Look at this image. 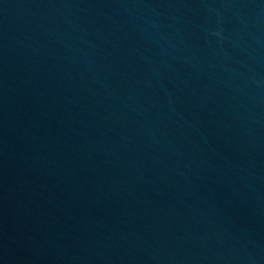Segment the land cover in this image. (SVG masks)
Returning a JSON list of instances; mask_svg holds the SVG:
<instances>
[{
  "label": "water",
  "instance_id": "obj_1",
  "mask_svg": "<svg viewBox=\"0 0 264 264\" xmlns=\"http://www.w3.org/2000/svg\"><path fill=\"white\" fill-rule=\"evenodd\" d=\"M0 264H264V0H0Z\"/></svg>",
  "mask_w": 264,
  "mask_h": 264
}]
</instances>
